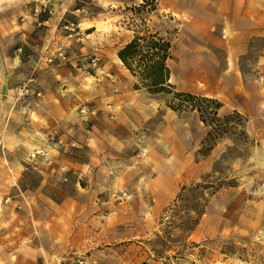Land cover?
<instances>
[{"label": "rangeland", "instance_id": "374dc122", "mask_svg": "<svg viewBox=\"0 0 264 264\" xmlns=\"http://www.w3.org/2000/svg\"><path fill=\"white\" fill-rule=\"evenodd\" d=\"M198 1L155 0L152 10V0H0L12 195L75 205L108 245L138 231L141 264H264V125L251 129L213 95ZM136 30L170 39L169 92L151 91L119 59ZM60 121L81 140H65ZM59 161L71 170H53Z\"/></svg>", "mask_w": 264, "mask_h": 264}, {"label": "crops", "instance_id": "0c3cea01", "mask_svg": "<svg viewBox=\"0 0 264 264\" xmlns=\"http://www.w3.org/2000/svg\"><path fill=\"white\" fill-rule=\"evenodd\" d=\"M198 3L202 10L195 18L200 28L195 36L201 54L211 52L213 58V95L224 97L225 112L245 114L251 129L264 125V86L254 81L256 73L264 78V0ZM207 67L203 63V70ZM6 112L4 106L0 142L7 149L0 151V264H141L143 246L134 240L138 231H132V239L126 243L121 238L117 244L108 245V236L99 229L91 231L87 223L90 215L76 212L75 205L73 212H63L65 201L51 204L50 196L30 195L22 190L21 197L18 193L12 195L17 190L12 186V172L17 166L6 144L12 134ZM68 126L60 121L54 128L64 131L67 141L81 140L80 134L66 131ZM20 167L30 169L27 164ZM52 168L58 172L71 170L60 161ZM39 204L49 206L48 211H39ZM52 205L60 211H51Z\"/></svg>", "mask_w": 264, "mask_h": 264}, {"label": "trees", "instance_id": "16d2710c", "mask_svg": "<svg viewBox=\"0 0 264 264\" xmlns=\"http://www.w3.org/2000/svg\"><path fill=\"white\" fill-rule=\"evenodd\" d=\"M144 1L143 8L147 6L149 0ZM151 3L152 10H156L155 0ZM145 25L144 21L143 26ZM170 49V39L161 37L157 32L151 33L150 30H145L144 33L143 30H136L134 38L119 50L118 57L131 74L139 78L151 91L169 92L170 69L167 60L170 57ZM176 95L197 98L187 93H176ZM218 108V105L215 106V109Z\"/></svg>", "mask_w": 264, "mask_h": 264}, {"label": "built area", "instance_id": "2783aa9c", "mask_svg": "<svg viewBox=\"0 0 264 264\" xmlns=\"http://www.w3.org/2000/svg\"><path fill=\"white\" fill-rule=\"evenodd\" d=\"M84 111V110H83ZM53 138V137H52ZM42 151V150H41ZM37 153H40V151L38 150ZM146 264V263H145Z\"/></svg>", "mask_w": 264, "mask_h": 264}]
</instances>
